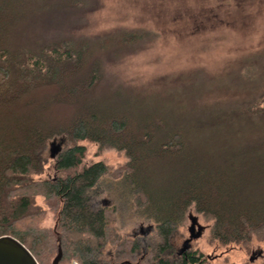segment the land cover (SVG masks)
Wrapping results in <instances>:
<instances>
[{
    "label": "trees",
    "instance_id": "obj_1",
    "mask_svg": "<svg viewBox=\"0 0 264 264\" xmlns=\"http://www.w3.org/2000/svg\"><path fill=\"white\" fill-rule=\"evenodd\" d=\"M101 6L0 0V236L39 264H52L58 242L59 264H206L199 250L178 255L170 245L193 210L211 220L210 243L246 244L254 234L264 242V47L217 72L196 67L153 79L155 89L127 86L108 68L160 34L82 31ZM57 136L65 144L49 164ZM85 143L127 161L111 176L104 161L84 162ZM108 176L153 222L156 250L141 254L138 240L117 234L115 205L90 206Z\"/></svg>",
    "mask_w": 264,
    "mask_h": 264
},
{
    "label": "rangeland",
    "instance_id": "obj_2",
    "mask_svg": "<svg viewBox=\"0 0 264 264\" xmlns=\"http://www.w3.org/2000/svg\"><path fill=\"white\" fill-rule=\"evenodd\" d=\"M100 1L101 8L87 15L88 26L82 31L91 34L126 26L148 27L160 34L152 47L108 68L110 74L127 86L151 87L157 77L196 67L217 72L226 61L264 47V0ZM54 138L64 139L63 148L66 138ZM85 145L84 162L104 161L110 168L111 176L118 166L127 161L122 152L111 148L98 150L97 145L91 143ZM49 153L48 143L44 154L48 157ZM55 159L51 158L48 163L52 164ZM48 175L53 176L54 173ZM113 180L111 178L103 183L105 190L92 198L90 206L115 205L117 234L138 240L141 254L156 250L161 239L153 222L127 202L130 192L125 188L122 191L123 187ZM192 218L196 220L197 229L198 226L202 229L200 236L191 241L186 251L199 250L203 253L202 259L207 260L206 264H258L263 259L264 242L259 235L254 234L246 244L210 243L211 220L193 210L186 214L170 238V245L176 254L189 236ZM45 222L51 224V217ZM112 254L113 247L108 243L104 255L108 257ZM73 264L77 263L73 261Z\"/></svg>",
    "mask_w": 264,
    "mask_h": 264
},
{
    "label": "water",
    "instance_id": "obj_3",
    "mask_svg": "<svg viewBox=\"0 0 264 264\" xmlns=\"http://www.w3.org/2000/svg\"><path fill=\"white\" fill-rule=\"evenodd\" d=\"M64 139L60 138L56 140L55 138L49 142L50 146V158H56L57 155L62 150V144ZM194 223L192 222V225ZM149 228V227H148ZM201 226H198V229L195 233L190 232L189 236L183 241L182 247L180 248L179 253L185 252L189 247L192 240L199 237L201 234ZM59 241V236H57ZM62 257V248L60 243L57 244V254L52 260V264H59V261ZM129 263V262H128ZM0 264H39L36 258L33 256L31 251L18 239L10 235L0 236ZM113 264H122L113 263Z\"/></svg>",
    "mask_w": 264,
    "mask_h": 264
},
{
    "label": "flooded vegetation",
    "instance_id": "obj_4",
    "mask_svg": "<svg viewBox=\"0 0 264 264\" xmlns=\"http://www.w3.org/2000/svg\"><path fill=\"white\" fill-rule=\"evenodd\" d=\"M192 222L194 223L193 225H192ZM188 231H189V234H190V232L195 233L197 231V224H196V220L194 218L191 219V223H190V226L188 228ZM141 233H144L143 230H141ZM190 246H191V243H190ZM179 251L180 250H178V252H177L179 255H183V254H186L187 253V251L181 252V253H179Z\"/></svg>",
    "mask_w": 264,
    "mask_h": 264
}]
</instances>
